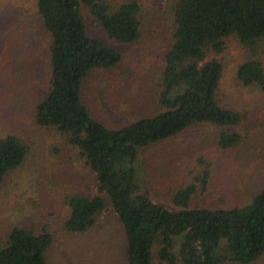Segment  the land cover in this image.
Returning a JSON list of instances; mask_svg holds the SVG:
<instances>
[{
	"label": "trees",
	"instance_id": "trees-1",
	"mask_svg": "<svg viewBox=\"0 0 264 264\" xmlns=\"http://www.w3.org/2000/svg\"><path fill=\"white\" fill-rule=\"evenodd\" d=\"M36 1L51 43L50 91L35 107V122L62 134L97 176L100 192L107 196L123 226L126 264H154L155 246L158 259L168 264H254L262 258L264 189L240 207H191L193 198L207 191L211 177V165L199 158L202 171L173 194L172 202L181 209L173 212L142 192L136 165L142 150L190 127L241 123L238 112L218 104L223 66L207 57L210 52L221 53L228 37L249 47L264 43V0H177L159 84L161 111L119 128L98 121L83 101L87 78L94 71L118 68L122 55L89 35L82 6L109 38L132 45L142 35L141 5L130 0L111 9L102 0ZM236 76L244 86L264 87V67L258 60L242 63ZM241 141L237 133L222 132L218 145L229 149ZM27 153L19 137L0 139V184L23 164ZM69 207L66 230L85 233L105 209L106 201L75 195L70 197ZM52 243L53 236L46 229L37 233L14 227L6 245L0 246V264H48Z\"/></svg>",
	"mask_w": 264,
	"mask_h": 264
},
{
	"label": "rangeland",
	"instance_id": "rangeland-1",
	"mask_svg": "<svg viewBox=\"0 0 264 264\" xmlns=\"http://www.w3.org/2000/svg\"><path fill=\"white\" fill-rule=\"evenodd\" d=\"M102 1L117 9L130 0ZM137 1L142 35L132 45L109 38L82 6L89 35L122 55L118 68L94 71L83 88L91 114L109 128L161 111L159 84L177 0ZM50 43L36 0H0V139L15 135L28 148L23 164L0 184V246L6 245L14 227L37 233L46 229L53 236L48 264H126L123 226L100 192L97 176L62 134L35 122V107L50 91ZM207 59H217L223 66L218 104L238 112L242 121L235 127L196 125L140 152L136 166L142 192L173 212L181 210L172 202L173 194L202 171L199 158L211 165V177L207 191L196 195L191 207H240L264 189V87L244 86L236 76L238 67L251 59L264 67V43L249 47L228 37L224 50L210 52ZM222 132L239 134L241 143L222 149L218 145ZM75 195L106 201L85 233L65 228L69 199ZM157 250L155 246L154 264H168L158 259ZM254 264H264V256Z\"/></svg>",
	"mask_w": 264,
	"mask_h": 264
}]
</instances>
